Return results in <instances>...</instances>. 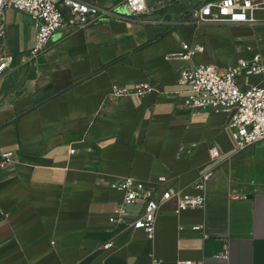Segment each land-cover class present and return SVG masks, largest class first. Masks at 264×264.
Listing matches in <instances>:
<instances>
[{
    "label": "crops",
    "instance_id": "1",
    "mask_svg": "<svg viewBox=\"0 0 264 264\" xmlns=\"http://www.w3.org/2000/svg\"><path fill=\"white\" fill-rule=\"evenodd\" d=\"M87 1L116 14L59 29L36 58L35 20L5 13L0 156L14 163L0 167V264H264V142L237 150L230 114L185 108L189 88L178 82L184 42L205 46L196 62L224 70L253 54V43L241 57L231 46L258 26L195 31L174 25L177 15L135 19L114 0ZM143 83L154 87L145 98L112 95L114 84ZM205 176L206 207L167 203L152 240L110 221L127 177L195 195ZM142 206L129 207V221Z\"/></svg>",
    "mask_w": 264,
    "mask_h": 264
},
{
    "label": "built area",
    "instance_id": "2",
    "mask_svg": "<svg viewBox=\"0 0 264 264\" xmlns=\"http://www.w3.org/2000/svg\"><path fill=\"white\" fill-rule=\"evenodd\" d=\"M116 8L129 18H158L177 15L174 25L193 26L195 31L206 26H264V0H114ZM8 10L22 12L35 20L36 42L32 50L34 58L44 54L59 29L66 26L85 28L97 22L104 14L115 15L96 3L87 0H0V40L6 36L5 13ZM182 60L185 62L178 77L179 84L189 88L184 106L189 110H221L230 114L228 123L237 150H243L264 142V86L250 84L252 76L264 77V60L260 53L242 59L224 70L214 64L196 62L195 57L206 50L201 44H182ZM11 56L0 51V76L10 68ZM154 91L151 83L137 84L130 89L114 84L112 95L116 98H145ZM75 153V150H72ZM213 158L220 156L217 149ZM14 163L12 152H3L0 167ZM195 183L198 194L191 195L182 189H151L144 182L127 177L116 188L124 193V199L114 211L113 225H125L132 230H143L149 239L156 232L157 218L162 208L176 200L177 213L190 209H204L207 203L206 181ZM164 181V180H163ZM143 203L138 216L129 221V207ZM197 226L195 230H201ZM113 242L104 244L110 250ZM229 250L221 255L228 259ZM179 264H195L181 261Z\"/></svg>",
    "mask_w": 264,
    "mask_h": 264
},
{
    "label": "rangeland",
    "instance_id": "3",
    "mask_svg": "<svg viewBox=\"0 0 264 264\" xmlns=\"http://www.w3.org/2000/svg\"><path fill=\"white\" fill-rule=\"evenodd\" d=\"M211 27H216V26H211ZM256 29L257 30H254L253 34L250 35L251 37H248L245 39L244 43H242V44L236 43V45L232 44L231 47H232V49H235L237 57L238 56L241 57V56L245 55V53L247 51L246 50V47H247L246 42H249V43H253V47L255 50L253 52V54L260 53L263 57V60H264V26H258V27H256ZM259 38L261 39L260 42L258 41ZM202 63H205V62H202ZM255 78L262 79L263 77L252 76L251 81L253 82L255 80Z\"/></svg>",
    "mask_w": 264,
    "mask_h": 264
}]
</instances>
